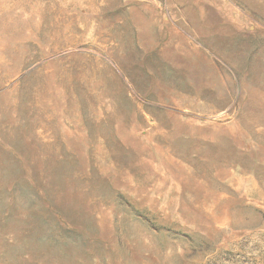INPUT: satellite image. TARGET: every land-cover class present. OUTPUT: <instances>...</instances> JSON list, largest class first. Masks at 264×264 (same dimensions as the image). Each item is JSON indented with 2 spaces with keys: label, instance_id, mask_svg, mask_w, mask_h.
Returning a JSON list of instances; mask_svg holds the SVG:
<instances>
[{
  "label": "rangeland",
  "instance_id": "1",
  "mask_svg": "<svg viewBox=\"0 0 264 264\" xmlns=\"http://www.w3.org/2000/svg\"><path fill=\"white\" fill-rule=\"evenodd\" d=\"M0 264H264V0H0Z\"/></svg>",
  "mask_w": 264,
  "mask_h": 264
}]
</instances>
